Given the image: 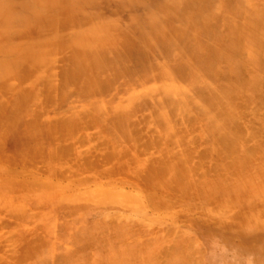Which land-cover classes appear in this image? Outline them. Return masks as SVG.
<instances>
[{"label": "bare ground", "instance_id": "1", "mask_svg": "<svg viewBox=\"0 0 264 264\" xmlns=\"http://www.w3.org/2000/svg\"><path fill=\"white\" fill-rule=\"evenodd\" d=\"M80 1L96 12L51 41L41 33L79 26L55 13L70 0H0V52L34 41L0 56V153L13 143L27 176L3 167L0 264H203L189 218L170 223L185 213L171 198L264 264V210L246 206L264 202V183L245 177L263 145L245 147L243 124L248 106L264 109V0H120L137 9L122 26L107 0ZM99 16L113 28L87 27ZM112 174L149 197L99 182Z\"/></svg>", "mask_w": 264, "mask_h": 264}, {"label": "rangeland", "instance_id": "2", "mask_svg": "<svg viewBox=\"0 0 264 264\" xmlns=\"http://www.w3.org/2000/svg\"><path fill=\"white\" fill-rule=\"evenodd\" d=\"M105 4H106V8H105V12H106L105 14L106 15L107 14H110L111 12H115L116 10H117V14L119 13L121 15V17H120L121 20L117 23V25L121 24V26L122 25H125V21L127 19H129V15L131 13H134L135 11H137V9L136 10L135 9H130V7L129 8H125L120 3V0H107ZM68 8H69L70 11H68L66 13L63 12V11H61L60 10L61 9L60 7L55 10L56 12L55 11H53V12L59 14V11H60L61 14L63 13V14H65V16L71 17L70 19L73 22L74 21L75 22L79 21L81 19V16L82 15H91L94 12H96V7H94V6H91L90 7L89 5L87 6L85 4V8H84V4L80 0H70V5H69ZM76 8H78V9L76 10ZM118 8H120V9H118ZM138 11H140V10H138ZM69 12H70V14L68 15ZM55 13H53V14L56 15ZM65 16L60 15L58 17L59 18H63ZM111 19L112 18L109 17V16H99L98 18H94V22L95 23H94L93 27H90V25H88L87 27H89V28H97V27H99V28H104V29L113 28L111 26H114V24L112 25ZM99 23H100V25L96 26ZM78 24H79V26L76 25V24H73V26H70V27L65 28L62 33L57 34V35H50V34L49 35H44L45 33H41L40 36H44L45 38H47L48 40H51V41L53 39H55L57 41H61L62 39L70 40L71 38H74L76 36L75 33H73V30H77V29L83 28V26L80 23H78ZM39 29H42L43 30V29H46V28L45 27H39ZM64 35H65V37H64ZM16 42H18V41L13 40V41H11V42L8 43L10 45L6 44L7 45L6 46L7 50L3 47V49H2V52L3 53L0 52V56H4V55L6 56V53L7 52L10 53L11 51H13V49H15V47L18 48V45H19L20 48L22 47V49H23L24 45L27 43L26 45H28V46H25V48L26 47H30L31 45H33V42L34 41L32 39V36L28 35L23 42L22 41H19L18 44ZM20 42H22V43H20ZM11 43H12V45H11ZM13 43H14V45L16 44L15 47L13 46ZM19 43L22 46H20ZM17 51L18 50H16L15 52H13L12 55L14 53H16ZM247 108H249V109L247 110ZM247 108H245V110H247L245 112H247V113L249 112V114H247V113L245 114L246 115V121H244V123H243L244 124V128L249 133L251 132L254 135H256V137L254 135L252 136L251 134L250 135H247L246 136L247 139L245 141V147H252V146L256 145L257 143H262V145H263V151H262V153H264V131H262V128H260V126L257 125V123H259L260 120L262 121L264 119V118L261 119L262 117H264V109H257V108L255 109V106H252V105L251 106H248ZM250 113H252V114H250ZM253 113H255L256 115H254ZM260 114L262 115V117L259 116ZM253 118L257 122H255ZM256 126H258V127H256ZM254 130L256 132H254ZM263 130H264V128H263ZM255 133H257V134H255ZM12 148H13V143L7 144L6 145V148H5V151L2 152V153H0V163H1L0 166H1V168L4 167L5 170H6V168L8 170V168H10V167H8L7 164L11 163L9 165L11 166V169H13V170L15 169L14 171L13 170L12 171H13V174L17 177V176L23 174L22 170H24V165L20 161H18V160H12L11 159L10 155H11ZM253 160H254V162L251 163L250 170L247 169L248 170V171H246L247 173L245 172V177H246V175L248 173L251 172L250 175L249 174L248 175L250 177L251 176L255 177L254 182H253V185L254 184H261V185H263V183H264V177H258L255 174H256V172H259L260 170L264 169V158L262 157V154L261 153H259V154L256 153L255 155H253ZM209 163H207V164H209ZM19 164H21V166H22L21 168H23L22 170H20L21 168L19 167ZM16 166H18V167H16ZM261 167H263V168L261 169ZM1 168H0V171H1L0 173L1 174H4L5 173V174L4 175H0V177H3L4 176V178L5 177H8L10 179L13 178V176L10 175V174H12L11 171H9L11 173H8V172L6 173V172H4V168H3V172H4L3 173ZM16 168H17L18 172L19 171L21 172V174L18 173V172H17L18 174L15 173ZM36 170H37V173H38V171L40 169L38 170V168H36ZM41 170L39 172V173H42L40 175L41 178H46V176L44 177L43 175H46L47 173L43 170L44 173H45V174H43V172H41ZM208 170H206L207 171L206 174H203V173L200 174L199 173L200 176L198 175V179L199 180H204L205 178L207 179L209 176L212 177L213 175H216V172L212 173L213 171H211V170L208 171ZM33 171H34V169L33 170L31 169L30 170V173H28V174H31V175H34V176H39V174L38 175H35L37 173H34ZM210 171H211V174H210ZM253 172H255V173H253ZM112 175L113 176L116 175V176L115 177H112ZM112 175L111 176L110 175L103 176V178L101 177V179H99V182H102V183H107L108 182L107 184L110 185V186H112V185L115 186V184H116L117 186H119L120 188H122L125 191L128 188L129 192H135L133 190L134 187H135L136 191L138 190L137 188H139V190L144 193V195H143L142 192H140V191L138 192L137 191V193L140 196H142L143 198H145V194H146V198H147V196L149 197V195H147L148 192L145 189H141L140 188V184H138L135 179H133L132 177H129V178L126 177V176H128L127 174L126 175H124V174L123 175L112 174ZM201 175H202V177H201ZM28 176L30 177V175H28ZM20 177H23V179H24L27 176L24 177V176L21 175V176H19L17 178L22 179ZM39 177H37V178H39ZM31 178H36V177L31 176ZM55 178L52 179L53 180L52 182H54V183L56 182L55 180L57 179V178L56 179ZM114 178H116V179L119 178V179L122 180V181L120 180L121 181L120 185L118 184L120 181L119 180H115L114 181ZM60 180H58V181H60ZM63 180H64V182H63ZM63 180H61L62 181V184L60 186H63V184H65V182L67 181L65 178ZM123 180H126V182L125 181L123 182ZM69 181L70 180H68V182ZM92 181L93 182H96V181L90 179V182H92ZM71 182L72 181H70V183H69L70 185L72 184ZM88 182L85 184L86 185V186H84L85 188L88 187L87 189H89V186H90V188H94L95 187V185H93V182L92 183L89 182L90 185H87ZM122 182L124 184H126V185H128V183H129L128 187L125 186L126 188L124 189L123 188L124 185H121ZM130 182L133 184L134 187L131 186L132 184H130ZM110 183H112V184H110ZM69 184L66 183V186L69 187V189L74 188L73 185L70 188V186H68ZM73 184H74V182H73ZM58 185H59V183H58ZM129 186H131L132 188L129 187ZM67 191H69V190L67 189ZM19 198H21L22 200H25V199H27V196L25 194H22V195L19 196ZM168 201L170 202L169 203L170 204L169 205V208L171 207V209H168L169 212L171 210L175 211V210H177V208H180L181 210L185 211V213H184L185 215L183 214L179 218L176 217L174 220L171 219L170 223H175V225L177 224L179 226H181V224H183V225L190 224V225L193 226V228H194V231L193 232H195V235L198 237L199 242L202 245L201 248L203 249L202 252H203V255L205 257V260H204V263L205 264H254V263H252L253 262V256L250 254V252H248L246 250L245 251H242V249L238 246L240 244V242H241V240L239 238L233 237V239H232L231 242H227V240L225 239V233L223 231L218 230V229H212L209 226H205V228H206L205 229V228H203L202 225H200L198 223V221H196V219H201L206 224H209L210 225V223H211V219H209L207 217L200 216L201 212L197 208H194V206L191 203H188L186 201H184V202H178L176 200H173V198L168 199ZM239 205H243V204L241 203ZM255 205H259L264 210V202L263 203H260V202H257L256 200L255 201L254 200H250L249 202L246 203V206H252L253 207ZM31 208H33V205H31ZM183 216L184 217L186 216V217L189 218V220H187V218H185L187 224H185L183 222L185 220L183 218Z\"/></svg>", "mask_w": 264, "mask_h": 264}]
</instances>
